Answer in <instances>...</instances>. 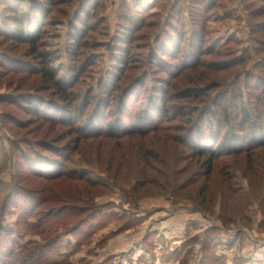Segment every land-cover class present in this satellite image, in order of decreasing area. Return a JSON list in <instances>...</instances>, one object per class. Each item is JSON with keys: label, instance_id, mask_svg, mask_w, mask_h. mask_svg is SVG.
<instances>
[{"label": "rangeland", "instance_id": "obj_1", "mask_svg": "<svg viewBox=\"0 0 264 264\" xmlns=\"http://www.w3.org/2000/svg\"><path fill=\"white\" fill-rule=\"evenodd\" d=\"M242 108L264 120V0H0V259L264 264V145L194 147ZM96 116L132 132L82 137Z\"/></svg>", "mask_w": 264, "mask_h": 264}, {"label": "trees", "instance_id": "obj_2", "mask_svg": "<svg viewBox=\"0 0 264 264\" xmlns=\"http://www.w3.org/2000/svg\"><path fill=\"white\" fill-rule=\"evenodd\" d=\"M13 12L16 14L15 10H13ZM15 14L11 17L14 18L12 24L14 26L13 28L15 29V32L18 34L20 40L30 45L31 48L35 51L34 53H36V49H35L36 42L32 38L24 39L25 26L19 20L18 16H16ZM48 73H52V72H48ZM50 79L54 80L55 75L51 74ZM55 87L59 90L61 95H64V93H62V89L60 88V83L55 82ZM236 112L238 114L235 116V118H233L232 115H229V113L227 112L225 114V118L223 120L225 123L222 124L223 125L222 130H225L223 139H220L219 136L216 135L209 140L206 139L204 135L201 137L199 135V139L197 141L198 145H194V147L196 148L195 150L196 153L202 154L203 156H207L208 160H215L219 157L220 154H234L236 152L239 153L246 152L245 149L249 145L254 147L257 146L260 147L261 144L264 145V120L262 121L261 119L262 114L252 113L246 110L245 108L238 109ZM145 113H146L145 111H142V114ZM146 114L145 116L144 115L138 116L136 117V119H134V122H136V124L137 123L140 124L138 125L139 128H136V130L139 131L140 133L148 132L149 130L155 131L160 128L156 124L155 116L151 114L149 115ZM87 116L89 117L90 114ZM95 118L96 119L92 121V123L90 124L89 122H86L87 125H85V127L83 128H81V126L79 127L82 137L94 138L101 136L103 134L104 135L108 134L114 137H120L126 135L128 131L132 132L124 127L125 121L121 116L115 119L114 121H110L107 124L103 123L102 119L100 120L99 116H96ZM102 123L103 126L105 125L106 127H102ZM144 129H147V131H145ZM197 132L200 133L202 131L201 129H197ZM217 149L221 150V153H215V150ZM210 168L211 166H208V172H210ZM45 176L51 177L48 175ZM8 242L10 243V240H8ZM13 244L14 243H12L11 248L14 247ZM18 247L21 248L20 245H18ZM11 248L7 256H9L11 259L13 258V260H16L17 262H20L22 258L32 259V257L36 256L35 255L36 252L37 254H40L39 251L33 248H26V247L21 248L20 251L16 254L15 248L13 249ZM0 264H11V263H9V261L6 259L3 260L0 259ZM39 264H43V262L40 260Z\"/></svg>", "mask_w": 264, "mask_h": 264}]
</instances>
